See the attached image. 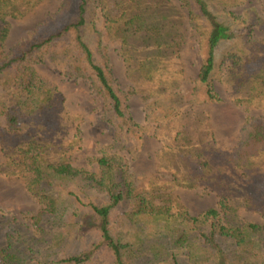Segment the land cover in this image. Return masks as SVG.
<instances>
[{
  "label": "trees",
  "instance_id": "obj_1",
  "mask_svg": "<svg viewBox=\"0 0 264 264\" xmlns=\"http://www.w3.org/2000/svg\"><path fill=\"white\" fill-rule=\"evenodd\" d=\"M45 1L52 0H0V116L6 121L0 122V143L10 154L27 153L25 186L41 203L29 223L0 213V264H264V221L240 218L235 198L242 183L250 198H264V171L254 162L264 154V115H247L230 151L196 147L192 128L175 132L182 134L179 145L172 131L166 135V155L179 151L194 161L191 169L178 170L177 179L189 186L205 183L219 196L217 205L197 212L179 200L157 204L149 191L135 186L130 163L120 153L103 150L95 169L52 157L60 148L28 128L34 113L65 107L60 87L38 68L44 62L90 82L119 149L144 136L95 29V0H61L56 11L46 10ZM103 1L105 26L121 40L135 88L151 98V118L178 114L188 95L197 103L221 100L213 72L217 48L227 40L235 43L227 60L237 102L252 112L261 101L264 44L254 45L250 32L263 15L255 8L229 10L246 0ZM31 14H38L33 28L10 42L13 19ZM191 35L201 63L184 89L183 50ZM11 159L8 165L21 158ZM260 209L264 214V204Z\"/></svg>",
  "mask_w": 264,
  "mask_h": 264
},
{
  "label": "rangeland",
  "instance_id": "obj_2",
  "mask_svg": "<svg viewBox=\"0 0 264 264\" xmlns=\"http://www.w3.org/2000/svg\"><path fill=\"white\" fill-rule=\"evenodd\" d=\"M61 0L45 1L46 10L56 11ZM103 0H95L97 19L95 29L102 37V48L113 68L117 81L130 98L132 111L141 128V136L131 139L125 148L119 149L114 144L113 127L107 122L103 113L101 98L93 91L90 82L81 77H74L66 73L62 65L44 62L38 68L52 81H54L65 95V107L62 112L34 113L28 124L29 130L44 141L53 142L60 148L52 157L70 160L75 164L86 166L89 169L97 168L96 157L102 151L120 153L130 163V171L134 184L138 189L149 191L155 196L158 204H169L179 200L188 206L192 212L201 208L217 205L219 196L210 190L205 183L195 186L185 185L178 180V170L185 171L193 167V159L183 156L178 151L176 156L169 157L164 153L168 144L169 132L175 137L178 130L192 128V137L196 147L206 151H230L238 143L240 128L249 113H262L264 115V96L260 102H255L254 111L249 112L246 106L241 107L237 102L239 92L234 91L229 80V62L227 54L233 50L234 41L227 40L217 48L216 65L213 78L220 93L221 100L215 103H197L188 96L178 114L171 118L157 116L151 118V98L139 92L128 72L127 63L121 54V40L111 36L105 26ZM218 3V1L216 0ZM46 5V6H45ZM43 8V7H42ZM255 8L263 17L253 25L250 32L252 43L264 44V0H246L243 4L231 6L229 10L236 13L245 12L246 9ZM219 9H223L220 5ZM46 10H38L42 15ZM229 15L230 12L226 11ZM38 19V14H31L23 20L13 19L15 24L9 41L19 39L30 28H33ZM195 36L191 35L183 50L186 64L184 89H188L194 82L199 72L201 56ZM260 60L264 57H259ZM256 61V58L254 59ZM3 88L0 86V95ZM0 122L5 124V118L0 116ZM71 143V146L70 144ZM68 145L69 148L66 146ZM205 151V152H206ZM20 161L8 165L14 160ZM27 153H11L0 143V213L16 214L24 222L31 221V215L37 213L41 207L39 200L27 190L25 184L28 176ZM203 155V158H206ZM254 162L264 171V154L255 156ZM17 165V166H16ZM235 191V190H234ZM250 188L246 183L241 184V189L235 191L238 200L240 218L249 221L263 222L264 214L260 207L264 198H250ZM129 253L127 254V258Z\"/></svg>",
  "mask_w": 264,
  "mask_h": 264
}]
</instances>
